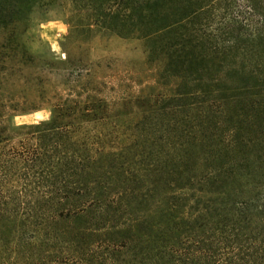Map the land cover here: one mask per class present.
Returning <instances> with one entry per match:
<instances>
[{"label": "trees", "instance_id": "16d2710c", "mask_svg": "<svg viewBox=\"0 0 264 264\" xmlns=\"http://www.w3.org/2000/svg\"><path fill=\"white\" fill-rule=\"evenodd\" d=\"M43 1L0 0V61ZM81 2L93 25L145 39L162 76L177 79L166 103L145 109L153 117L176 100V132L157 136L159 122L140 121L135 139L108 151L75 137L62 104L15 144L0 132V223H78L69 250L91 251L93 233L113 229L122 247L124 230L137 231L150 264H264V0Z\"/></svg>", "mask_w": 264, "mask_h": 264}, {"label": "rangeland", "instance_id": "374dc122", "mask_svg": "<svg viewBox=\"0 0 264 264\" xmlns=\"http://www.w3.org/2000/svg\"><path fill=\"white\" fill-rule=\"evenodd\" d=\"M238 8L241 18L251 19L247 10ZM33 9V20L16 23L14 50L0 61V132L9 143L25 137L29 126L49 120L61 104L71 111L60 121L72 125L75 137L103 144L108 151L119 141L135 139L133 126L140 121L148 127L159 122L154 127L163 131L157 136L176 132L181 117L176 100L170 101L168 112L147 116L146 106L166 103L178 81L162 76L161 63L147 55L145 39L126 28L93 25V11L81 0H48ZM204 129L209 137V119ZM26 200L34 202L31 196ZM39 222L19 217L0 223V264H77L75 259L86 264H150L140 232L125 229L129 239H121L126 242L122 247L112 243L114 229L93 233L91 251L84 244L69 250L63 241L78 223Z\"/></svg>", "mask_w": 264, "mask_h": 264}]
</instances>
